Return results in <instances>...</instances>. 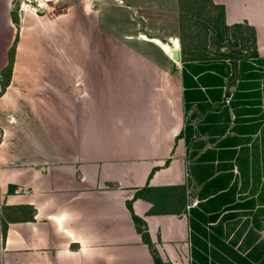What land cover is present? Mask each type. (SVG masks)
I'll return each instance as SVG.
<instances>
[{
  "label": "crops",
  "instance_id": "1",
  "mask_svg": "<svg viewBox=\"0 0 264 264\" xmlns=\"http://www.w3.org/2000/svg\"><path fill=\"white\" fill-rule=\"evenodd\" d=\"M27 1L0 0V264H264V0H211L244 54L179 61L128 16L177 0Z\"/></svg>",
  "mask_w": 264,
  "mask_h": 264
},
{
  "label": "rangeland",
  "instance_id": "2",
  "mask_svg": "<svg viewBox=\"0 0 264 264\" xmlns=\"http://www.w3.org/2000/svg\"><path fill=\"white\" fill-rule=\"evenodd\" d=\"M75 1L70 0L71 3ZM92 1L91 5L101 8V11L106 9L117 11L119 7L123 8L124 4L130 5L128 0ZM177 3L178 5H175L174 2V12L171 9L165 10L166 12L157 9L158 6L153 4L147 9L137 8L133 14H128L129 22L135 32L148 27V33L157 29L162 35L176 34L179 48L193 58L218 59L229 51L228 49H236L237 52L244 54L242 51L250 47L249 32L245 31L244 27L240 30L227 29L221 20L220 7L210 0H177ZM30 4L35 5L34 2ZM13 8L16 14L18 4ZM9 69L10 67L4 73H8Z\"/></svg>",
  "mask_w": 264,
  "mask_h": 264
},
{
  "label": "built area",
  "instance_id": "3",
  "mask_svg": "<svg viewBox=\"0 0 264 264\" xmlns=\"http://www.w3.org/2000/svg\"><path fill=\"white\" fill-rule=\"evenodd\" d=\"M30 1L31 0H28L27 1L29 4H25L24 2H19V4H18V7H19L18 8V11L21 12L23 9L28 8V9H30L33 12H38L39 8L42 7L41 6V3H38L36 1V4L31 6Z\"/></svg>",
  "mask_w": 264,
  "mask_h": 264
},
{
  "label": "water",
  "instance_id": "4",
  "mask_svg": "<svg viewBox=\"0 0 264 264\" xmlns=\"http://www.w3.org/2000/svg\"><path fill=\"white\" fill-rule=\"evenodd\" d=\"M43 8H40L38 10L39 13H42L43 12ZM170 55L171 57L175 60V61H179L180 60V55H179V46H172L171 49H170Z\"/></svg>",
  "mask_w": 264,
  "mask_h": 264
},
{
  "label": "bare ground",
  "instance_id": "5",
  "mask_svg": "<svg viewBox=\"0 0 264 264\" xmlns=\"http://www.w3.org/2000/svg\"><path fill=\"white\" fill-rule=\"evenodd\" d=\"M152 40H157L163 47H165V46H167L168 45V43H171V40H169V41H161V40H159L158 38H152ZM176 46V45H175ZM172 47V46H171ZM171 47L169 48V50H168V53L170 54V49H171ZM178 47V46H177Z\"/></svg>",
  "mask_w": 264,
  "mask_h": 264
},
{
  "label": "trees",
  "instance_id": "6",
  "mask_svg": "<svg viewBox=\"0 0 264 264\" xmlns=\"http://www.w3.org/2000/svg\"><path fill=\"white\" fill-rule=\"evenodd\" d=\"M211 1V0H210ZM212 3V2H211ZM220 9H221V14H220V16H221V20H222V16H223V10H222V8L220 7ZM143 237L145 238V239H147L148 240V238L146 237V234L145 233H143Z\"/></svg>",
  "mask_w": 264,
  "mask_h": 264
}]
</instances>
